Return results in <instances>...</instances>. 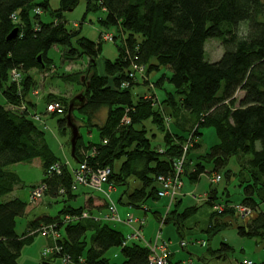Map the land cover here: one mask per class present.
<instances>
[{"label":"trees","instance_id":"trees-1","mask_svg":"<svg viewBox=\"0 0 264 264\" xmlns=\"http://www.w3.org/2000/svg\"><path fill=\"white\" fill-rule=\"evenodd\" d=\"M58 1V8L51 10L50 0H0V94L5 102L0 104V197L10 194L19 182L7 166L39 159L45 194L72 199L71 169L85 161L94 169L108 168V183L125 188L118 203L126 195V207L144 210L149 201L160 200L157 178L170 176L174 163L184 155L183 178L189 183L221 172L228 181L237 179L240 205L253 215L237 226V235L264 243V0H86L85 13L102 11L99 25L115 31L117 55L104 60V75L97 74L95 65L101 42L65 25L63 13L74 10L80 0ZM211 39L223 48L217 62L205 59V43ZM53 47L63 49L66 61L88 59L85 78L70 74L63 81L84 88V101L76 110L85 119L89 136L96 129L98 141L85 142L81 136L70 167L47 145L33 119L36 104L28 99L36 86L29 72L49 70L52 62L47 55ZM133 64L145 67V77L133 80L129 76ZM162 68L170 71L169 77L161 74L154 83L147 78ZM13 70L20 73L19 83L11 79ZM165 80L173 92H166L162 101L154 91L132 92L135 86L150 83L153 89L161 88ZM44 101L45 108L55 102L64 107L56 123L62 134L67 133L68 100L49 94ZM102 109L106 113L100 121L97 114ZM125 117L128 124L122 122ZM146 122L162 133V146L152 145ZM188 122H192L189 130H183ZM204 128H213L218 141L199 154ZM196 153V159H191ZM232 158L239 166L237 172L228 168ZM116 162H121L118 172ZM55 165L59 174L50 171ZM129 179L139 186L130 190ZM208 194L204 205L222 206L220 213L212 210L209 215L206 232L212 234L239 218L232 202L216 189ZM180 204L178 197L166 218L177 231L198 210H181ZM26 207L19 198L0 203V264H19L22 249L49 227L59 236L58 250L52 247L39 264H151L148 246L139 240L127 241L111 223L66 221L67 216L80 217L83 208L64 207L55 217H38L18 235L16 221ZM111 248L119 249L120 263L105 257ZM232 251L222 242L217 250L207 252L223 261Z\"/></svg>","mask_w":264,"mask_h":264},{"label":"rangeland","instance_id":"rangeland-1","mask_svg":"<svg viewBox=\"0 0 264 264\" xmlns=\"http://www.w3.org/2000/svg\"><path fill=\"white\" fill-rule=\"evenodd\" d=\"M58 3V0H50L51 10L57 9ZM85 7L86 0H80L74 10L63 13L65 25L69 30L80 29V34L82 36H85L94 42H101L102 49L98 58L95 59V65L97 74L104 75V60H113L117 55L116 46L112 39V33H114L115 31L113 28L104 29V27H101L99 25L97 18L101 16L102 11L97 13H85ZM42 18L47 19L45 15H43ZM240 29L243 30L242 27H240ZM242 34V32L239 33V35ZM104 37L106 39H104ZM222 54L223 48L218 40L211 39L206 41V61L217 62L221 58ZM47 56L52 62V66L48 71L36 73V70H32L29 72L35 80L36 86L34 88V91H37L38 95L35 96L31 93L28 99L30 98L36 104L34 112L35 114L40 116V120L35 121V124L39 129L43 130L47 145L49 146L51 151L60 159L61 162L69 163V165L71 166L74 164L73 158L70 154V145L68 146L69 131L67 130V133L65 134L61 133L60 129L57 127L56 121L58 118L62 117V114H58V117H53L51 116V113H47L45 111L44 100L47 95H49V93H53V95L55 96L67 99V104L69 105L68 102H70L76 96L80 95L84 91V88L77 84L64 82L63 76L77 74L80 80L82 78H85L84 76L88 66V59L83 57L79 60L66 61L63 58V49L60 47L51 48L48 51ZM161 74H165L166 77H169L170 71L167 68H162L161 70H159V72H154L148 75L147 78L154 83L161 76ZM139 81H141V79ZM150 84L147 86H143L147 87L144 89L143 87H135L132 92L135 94L136 88H139L140 91H154V94H156L159 101H162L164 99L166 92H173V87L167 80L163 82L161 88H149ZM0 104H5L1 94ZM76 108L77 107L73 109L72 113L74 117V123L79 129L80 135L83 137L85 142L98 141L96 129H93L92 133L89 136L87 128L85 127V119L82 118ZM105 113V109L100 110V112L97 114V119L103 121ZM144 124L148 131L147 136L151 140L152 145L162 146V133L150 122H146ZM171 124L173 125V122H171ZM191 125L192 122H188L183 126V130H189ZM201 132V149L197 152L199 154L207 151L218 141L213 128H204L201 129ZM180 133H182V135L184 136L187 135V132ZM197 153L192 154L191 159H196ZM120 163L121 162H116L114 164V169L116 172H118L119 170ZM228 168H230L234 172L238 171L239 166L235 162L234 158L230 160ZM6 170L16 174L19 182L18 185L13 188V191L10 194L0 197V203L9 201L14 198H19L27 205L23 217L17 218L16 221V232L18 235H21L25 232L28 222L33 221L41 216L55 217L64 207L83 208L84 212L90 213L89 211H91V215L100 216L97 210H89L86 207L83 194H90L101 199H104V196L100 192L92 191L83 187H78V189L74 191V197L72 199H69L66 195L52 197L44 193L40 200L31 205L28 200L29 191L40 185V182L44 177L39 159H34L30 163L13 164L7 166ZM220 175V182L212 185V187L216 188V190L220 193V197L225 199L229 198L233 203L239 202L242 197V190L238 185L237 179L233 177L232 180L228 181L223 176V172H221ZM128 183L130 190L139 186L138 183L134 182L132 179H129ZM183 184L185 185L184 190H186V192H193L196 189V193L193 196L192 193L186 194L185 192V195L181 196V210L185 207H197L198 210L193 216L189 217L184 222L182 231H177V228L171 222L167 225H162V223H167L166 218L168 216L167 214L169 213L167 212L165 214L167 208L162 204L164 202L168 203V200L160 199L158 201H149L147 205L150 210L146 213V215H144L143 211L141 210L130 208L129 211H127L124 205L126 203V195L122 197L121 203L117 202L118 198L121 196L125 189L124 187H117L110 194V199L116 205L118 214L120 215L119 218L120 220H127L126 218L128 214L133 215L134 217H143L145 219V224H138L140 228H142L144 225V228L141 230L140 228H137L136 224H130L128 226L127 224H123L124 222L122 220L119 223H111V227L121 231L127 239L130 233L139 229L141 230V235H143L144 237V240L140 241L146 244L149 243V241H151L152 243L154 238H157L159 236V238L163 239L166 242L169 252L174 253L175 257L182 260V262L174 261L175 264H199L197 261V257L206 255L208 253V249H211L213 251L217 250L220 247V243L222 242L230 245L233 248V251L226 254L227 258L223 261H220V264H243L245 262H252V264H264V243L255 239L239 237L237 235L236 228L233 225L240 224V222L232 220L233 222L230 223L228 228L221 229L216 233L208 234L205 231L206 214L204 211H206L205 209H207V207L204 206V204H202V202L197 199L196 196L210 191L211 184L207 175H203L196 184L189 183L184 177ZM104 187H107V185H105ZM224 191L229 192V195L228 193H225L222 196V192L224 193ZM169 201L174 203L173 200ZM172 209H175L173 205ZM210 210L215 211L214 209ZM101 211L103 214L106 213V210ZM154 212H160L163 215V217L159 215V223L161 225V228L158 225V217H155ZM238 218H240V216H238ZM57 239V237H54V235L51 234L43 235L41 233L36 235L32 243L22 249L18 263L39 264L42 261V258L47 257L52 253L51 248L56 246L55 244ZM182 239H184L185 241V245L183 246L180 245ZM202 241H205L207 243V246L203 247L201 245ZM50 242L52 246L47 247ZM105 257L109 258L110 261L114 263H120L122 261V257L119 253L118 248H111L106 253ZM188 259H191L190 263L188 262Z\"/></svg>","mask_w":264,"mask_h":264},{"label":"built area","instance_id":"built-area-1","mask_svg":"<svg viewBox=\"0 0 264 264\" xmlns=\"http://www.w3.org/2000/svg\"><path fill=\"white\" fill-rule=\"evenodd\" d=\"M104 39H106L104 37ZM11 79L12 81L19 83L21 76L18 71H11ZM129 76L134 80L137 78H143L145 77V67L139 66L137 64H133L130 69ZM125 86V85H123ZM149 88H154L152 85L149 86ZM33 94L35 96L38 95L37 91H34ZM45 111L47 113H57V114H63L64 108L60 103H51L48 104L45 108ZM33 119L35 121L40 120V116L37 114H34ZM169 121V120H166ZM124 124L129 123L128 118H123L122 121ZM167 123V122H166ZM67 166H69V163H66ZM70 167V166H69ZM60 170L58 165L53 166L50 168V171H56L58 172ZM72 172V185L71 189L73 191H76L78 187L87 188L92 191L100 192L104 195L105 200L107 202L106 206V213L100 216H92L87 212H83L80 217L76 216H67L65 219L67 222L69 221H75L78 219H90L93 221H101V222H107V223H119L121 222L116 205L111 201L109 193L111 190L114 189L112 185L108 183V178L110 175V170L108 168H92L85 161L83 163L78 164L76 167L71 169ZM183 174H184V155L181 157V159L177 160L174 163V169L173 173L170 176L167 177H158L157 178V186L158 191L157 195L160 199L167 198L169 200H175L180 196V190L183 187ZM221 180L220 175H214L211 179V182L213 184L219 183ZM108 186V190L104 191V186ZM45 193V185L40 184L34 189L29 191L28 194V200L29 203L35 204L38 200L42 198V195ZM60 193L63 194L64 190H60ZM232 208L234 211L240 216V218H247L251 216L252 211L244 206H241L240 204L232 205ZM216 212L220 213L222 211V206L217 205L213 208ZM127 220H124V224H127L128 226L133 223H139L142 225L144 222L143 220L135 219L132 215H128ZM43 235L51 234L54 235V237L59 238L58 234L53 230V228H43L42 232ZM130 240H143L141 235V230H135L131 234V236L128 237L127 241ZM144 243V242H143ZM146 244V243H144ZM204 244V242H203ZM148 248L150 249V256L149 261L151 264H171L169 261V250L167 248V244L165 241H160L159 238H156V242L153 244H146ZM181 246L185 245L184 242L180 243ZM55 249L58 250L57 247ZM53 251V248H51V252ZM243 264H252V262H245Z\"/></svg>","mask_w":264,"mask_h":264},{"label":"crops","instance_id":"crops-1","mask_svg":"<svg viewBox=\"0 0 264 264\" xmlns=\"http://www.w3.org/2000/svg\"><path fill=\"white\" fill-rule=\"evenodd\" d=\"M99 35H100V33H99ZM135 87H143L142 85H139V86H135ZM134 87V88H135ZM133 88V89H134ZM144 88H147V87H143V89ZM135 93H140V94H143V93H147L146 91H140V89L139 88H136V91H135ZM49 94H51V93H49ZM52 95H53V93H52ZM172 124H170L169 125V128L172 130V126H171ZM215 174H212V175H210V176H208V179H209V182H210V184H211V189L210 190H213V189H216V188H214V187H212V185H214L212 182H211V179L213 178V176H214ZM202 177V176H201ZM231 180H232V178H231ZM184 188H185V185L183 184V187L181 188V192H180V196H179V198L181 199V196H184L185 195V192H186V190H184ZM108 190V186L107 187H104V191H107ZM113 190H115V188L113 189ZM113 190H111L110 191V193H109V196H110V194H111V192L113 191ZM224 192H226V191H224ZM192 193V195L194 196L195 195V193H196V189L192 192H186V194H191ZM209 192H205V193H203V194H201V195H197L196 197H197V199H199L201 202H202V204H204L205 203V201L207 200V198L209 197V194H208ZM228 194H229V192H227ZM242 193V192H241ZM102 194V193H101ZM84 195V201H85V205H86V207L90 210V209H95V210H97L98 212H99V214L100 215H103V213H102V211L101 210H106V206H107V202H106V200H105V197H104V199H101V198H99V197H95V196H92V195H90V194H83ZM103 195V194H102ZM218 195H220V193L218 192ZM104 196V195H103ZM229 199V198H228ZM161 200H168V203L167 202H164L162 205H164L167 209H166V212H165V214L167 213V212H170L171 210H172V205H174V203L173 202H171V201H169V199H167V198H162ZM230 200V199H229ZM231 201V200H230ZM240 201H241V199H240ZM240 201L239 202H235V203H233L232 201V204L233 205H237V204H240ZM204 206H206L207 207V209H205L206 211H204L205 212V216H206V219H205V225H206V228H205V231L208 229V227H209V224H210V219H209V215H210V208L207 206V205H204ZM126 207V206H125ZM185 208H187V207H185ZM127 211H129V209H130V207H126L125 208ZM150 210V208L148 207H144V210H141V211H143V213H144V215H146V213L148 212ZM90 213V215H91V211H89ZM118 212V211H117ZM156 213V216L158 217V225L160 226V228H161V225H160V223H159V220H160V218H159V215L160 216H162L163 217V215L160 213V212H155ZM158 213V214H157ZM105 214V213H104ZM164 214V215H165ZM119 215V214H118ZM129 215V214H128ZM127 215V216H128ZM93 216V215H92ZM133 216V215H132ZM119 217H120V215H119ZM134 217V216H133ZM253 217V215L251 214V216H249V217H247V218H244V219H241V218H239V220H236V221H238V222H240V224H236V225H233V226H235V228H237V226L238 225H241V224H244V223H246V221H249V219H251ZM135 219H138V220H143L144 221V224H145V219L143 218V217H134ZM122 220V219H121ZM122 221H124V220H122ZM233 222V221H232ZM113 224V223H112ZM115 224V223H114ZM124 224V223H123ZM133 224H136L137 225V228H140L139 227V224L138 223H133ZM167 224H169V223H162V225H167ZM184 226V225H183ZM229 227V226H228ZM227 227V228H228ZM144 228V225H143V227L142 228H140L141 230ZM133 233V232H132ZM132 233H130L129 235H128V237L129 236H131V234ZM158 238H159V236H158ZM142 239L144 240V237H143V235H142ZM159 240L161 241H164L163 239H161V238H159ZM133 241V240H132ZM156 241V238H154V240H153V242L151 243V241H149V243H147V244H153L154 242ZM139 242H141V243H143L142 241H139ZM181 242H185L184 241V239H182V241ZM203 242H204V244H203ZM223 243H225V242H223ZM227 244V243H226ZM201 245L204 247V246H207V243L205 242V241H202L201 242ZM49 246H52L51 245V242L49 243V245L47 246V247H49ZM230 246V245H229ZM168 247V246H167ZM211 250V249H210ZM170 254H169V258H170V262L172 263V264H175V262L174 261H176V262H182V260L180 259V258H177V257H175V255H174V253H172V252H169ZM189 261V263L191 262V259H188ZM197 261H198V263L199 264H220V261H222L221 259L219 260V259H214L213 257H211V256H209V254L207 253L206 255H202V256H200V257H197ZM181 264H183V263H181ZM193 264V263H192Z\"/></svg>","mask_w":264,"mask_h":264},{"label":"water","instance_id":"water-1","mask_svg":"<svg viewBox=\"0 0 264 264\" xmlns=\"http://www.w3.org/2000/svg\"><path fill=\"white\" fill-rule=\"evenodd\" d=\"M16 32L17 31L14 30L12 32V34L16 33ZM83 101H84V96L82 94H80L69 102V105L67 108L66 126L69 130V145H70V154H71L72 158L75 157L74 153H75V148H76V142L81 137L79 129H78L77 125H75V123H74V119L72 117V112H73V109L75 107L82 106Z\"/></svg>","mask_w":264,"mask_h":264},{"label":"bare ground","instance_id":"bare-ground-1","mask_svg":"<svg viewBox=\"0 0 264 264\" xmlns=\"http://www.w3.org/2000/svg\"><path fill=\"white\" fill-rule=\"evenodd\" d=\"M60 172H61V171H60V170H58V172H57V173L59 174Z\"/></svg>","mask_w":264,"mask_h":264}]
</instances>
